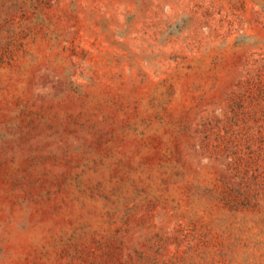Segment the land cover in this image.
Wrapping results in <instances>:
<instances>
[{"label":"rangeland","instance_id":"1","mask_svg":"<svg viewBox=\"0 0 264 264\" xmlns=\"http://www.w3.org/2000/svg\"><path fill=\"white\" fill-rule=\"evenodd\" d=\"M0 264H264V0H0Z\"/></svg>","mask_w":264,"mask_h":264},{"label":"trees","instance_id":"2","mask_svg":"<svg viewBox=\"0 0 264 264\" xmlns=\"http://www.w3.org/2000/svg\"><path fill=\"white\" fill-rule=\"evenodd\" d=\"M263 145V144H262Z\"/></svg>","mask_w":264,"mask_h":264}]
</instances>
